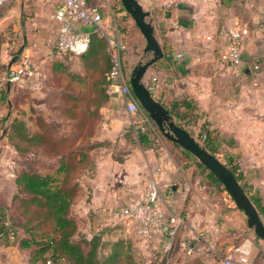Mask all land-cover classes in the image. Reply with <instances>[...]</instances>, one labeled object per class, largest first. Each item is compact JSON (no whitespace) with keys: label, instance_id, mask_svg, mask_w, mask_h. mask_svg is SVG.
I'll return each mask as SVG.
<instances>
[{"label":"crops","instance_id":"0c3cea01","mask_svg":"<svg viewBox=\"0 0 264 264\" xmlns=\"http://www.w3.org/2000/svg\"><path fill=\"white\" fill-rule=\"evenodd\" d=\"M150 11L156 37L164 51L163 57L147 70L144 81L152 95L167 109L175 100L191 99L192 119L184 126L198 138L202 127L211 131L216 151L223 162L237 166L249 193L260 196L264 203V0H138ZM98 6L102 25L125 43L122 51L124 72L132 70L144 53L142 33L132 34L118 28L116 18L126 13L116 0H88ZM58 0H3L0 3V207L10 205L12 196L9 156L10 144L5 127L13 116L31 105V99L45 85L54 61L64 64L79 58H59L53 54L57 40L58 21L55 10ZM117 18V19H118ZM241 23L248 32L244 39L242 61L231 66L220 57L225 37L220 34L222 25ZM80 29L91 27L76 23ZM140 35V36H139ZM175 54H180L175 58ZM27 61L35 68L34 74L20 83L7 80L8 68ZM257 62L256 71L253 64ZM55 66V64H54ZM78 70H82L79 65ZM47 87V86H46ZM146 111L131 113L123 98L110 94L100 107V117L94 124L91 140L104 141V159L98 161L96 172L83 173L79 180L76 208L95 212L93 227L102 223L117 231L118 237L137 239L128 228L115 218V212L141 198L146 184L155 179L160 187L161 221L167 223L170 203L184 216L164 250L166 234L154 230L148 239H139L142 252H157L164 264H241L235 247L250 242L249 260L264 264V242L256 240L244 226V213L229 199L225 191L208 183L206 170L199 167L188 155L183 166L173 153L183 149L163 142L156 149L136 143L125 137L129 127L134 132H160L139 126L145 123ZM118 142L129 145L130 151L121 159L114 152ZM174 147V152L171 148ZM86 179H83V177ZM89 199H84L82 194ZM12 208L10 207L9 212ZM115 224H120L115 227ZM125 241V240H124ZM206 241L213 242V250ZM126 242V241H125ZM188 244L193 248L188 249ZM263 254V253H262ZM229 256L230 262L225 258ZM147 258H149L147 256ZM0 264H31L28 252L13 242V235L0 237Z\"/></svg>","mask_w":264,"mask_h":264},{"label":"trees","instance_id":"16d2710c","mask_svg":"<svg viewBox=\"0 0 264 264\" xmlns=\"http://www.w3.org/2000/svg\"><path fill=\"white\" fill-rule=\"evenodd\" d=\"M120 8L125 10L122 4ZM117 18L115 21L118 28L125 29L124 17ZM78 57L81 60L82 70L74 73L72 77L85 82L88 93L72 89L64 91L61 94L62 104L58 112L70 121V128L80 133L91 120L100 117V107L111 94L108 85L112 80L109 76L112 63L107 42L96 31L90 32L88 47ZM56 62L55 66L63 64V61ZM122 70L124 72L123 66ZM193 108L191 99L183 98L173 101L168 111L178 122L187 126L192 119ZM24 115V112H20L19 115L13 116L5 127L10 142L18 150L29 151L33 147L40 148L47 157L53 158L55 163L52 164L51 169L45 171L31 168L21 170L16 175L17 192L12 197L11 205L0 207V237L12 234L13 242L28 252L31 264L117 263L123 254L120 244L125 241L122 239L113 242L112 250L103 255L97 249L98 236L94 235L89 240L84 238L82 242L88 245L86 249L81 241L73 239L77 225L70 210L79 190V181L74 174L83 168L89 149L101 144V141L94 140L87 145L80 144L79 148L69 149L71 139L67 132L54 131L46 117L40 114L32 117L30 113L29 117L33 122L30 126L28 118ZM133 132L132 127L125 132L130 144H135L137 137V140L145 146L154 149L158 147L157 135L151 136L148 132L141 131L136 134ZM197 137L208 150L215 153L216 145L210 130L202 127ZM129 151L130 149L126 152ZM192 157L195 164L207 170L195 156ZM225 164L232 170L258 212L264 217V203L260 196L249 193L235 164L229 162ZM206 176L211 183L223 189L221 182L211 171L207 170ZM11 206L15 208L12 213L9 212ZM160 260V264H164V259L160 258Z\"/></svg>","mask_w":264,"mask_h":264},{"label":"built area","instance_id":"2783aa9c","mask_svg":"<svg viewBox=\"0 0 264 264\" xmlns=\"http://www.w3.org/2000/svg\"><path fill=\"white\" fill-rule=\"evenodd\" d=\"M2 2L3 0H0V3ZM54 15L58 21V34L53 54L59 58H64L65 56L71 58L83 53L88 47L90 33L77 27L76 23L91 27L93 31L102 35L107 42L112 63L109 71V76L112 80L108 85V91L119 94L123 98L129 112L144 111L122 70V51L125 49V43L120 37L104 29L102 15L98 6L88 2V0H58ZM219 32L225 37L220 57L228 65L235 66L240 64L244 39L248 32L247 27L238 22L231 26H220ZM179 56L180 54L174 55L175 58ZM253 68L257 71L259 64L255 62ZM34 72L35 68L32 64L22 61L8 68L6 78L10 82L20 83L31 77ZM144 121L145 123L139 126L140 129L145 127L154 128V122L149 116L145 115ZM197 139L201 142L199 138ZM165 207L168 210V221L167 223H162L160 187L155 179H151L147 182L141 198L123 206L114 215L118 221L140 239H148L154 230L163 232L168 237L164 250H168L171 246V239L178 227L184 222V216L170 203H165ZM206 245L208 249L213 250L212 241H206ZM187 247L189 250L193 248L191 244H188ZM235 250L238 253V260L241 264H252L249 260V241L237 245ZM225 262H230L229 256L225 258Z\"/></svg>","mask_w":264,"mask_h":264},{"label":"rangeland","instance_id":"374dc122","mask_svg":"<svg viewBox=\"0 0 264 264\" xmlns=\"http://www.w3.org/2000/svg\"><path fill=\"white\" fill-rule=\"evenodd\" d=\"M120 1V0H116ZM121 3V1H120ZM122 4V3H121ZM120 4V5H121ZM127 13V12H126ZM123 24L124 28L128 30L129 32V40L132 39L131 36L132 34H140L141 32L139 31L138 27L134 23V20L132 17L127 13L124 15L123 19ZM140 32V33H139ZM140 36V35H139ZM144 37H141V41H136L137 44H141L144 42ZM56 65L57 62H53V68L51 69V73L48 76V80L45 82V85L40 86V90L45 92V97L42 95V92L38 94V96L33 97L31 99V105L23 109L21 111L22 113L24 112V116L28 118L29 120V125L32 126L33 122L30 120V113H32V117H34L36 114H40L44 117H46V120L50 123L51 129L54 131H64L67 132V134L70 136L71 143L69 144V149L71 148H79L80 144L87 145L91 141L90 136L92 135L93 127L97 119H93L90 121V123L80 132L78 133L75 129L70 128V121L66 120L62 115L59 114L58 108L62 104V99H61V94L66 91V90H74V91H79L82 93L87 94L88 93V87L85 82H81L76 80L72 75L74 73L80 72L78 70L79 65H81V60L77 58L75 61L72 60L69 63L66 64H60L59 66H54ZM131 70L127 69V72H124L126 78L129 79ZM47 86V87H46ZM136 134L137 132H133ZM5 134L8 138V142L10 144V150L9 156L12 158V162L9 163V169L10 172L13 174L11 177L12 180L11 182L8 183V187H11L12 191V196L17 192V183L15 182V177L16 175L24 169H31V168H38L42 171L51 169L53 166L52 164L55 163V160L53 158L47 157L43 151L40 148L33 147L29 151H23V150H18L15 148V146L10 142L9 139V134L8 131H5ZM16 140V139H15ZM158 140V147L165 143H169L170 141L162 134V132L158 133L157 136ZM97 141V140H96ZM170 146H174L172 143ZM110 147L107 144H104V141L101 142V144L94 145L91 149H89V153H87V158H86V163H84L83 168L78 170L74 175L76 178H81L82 172L88 173L89 176L96 172L98 164L100 160L104 159L103 157L106 155V148ZM114 154L118 159H121L124 157V155L127 153L130 149L129 145H122L119 144L118 142L115 143L114 145ZM182 148V147H181ZM72 149V150H73ZM172 152H174V147L171 148ZM187 150L185 149H179V152L173 153L175 159H178V162L180 164H183V166L188 164V153L186 152ZM90 163V164H89ZM200 167V166H199ZM203 169V168H202ZM208 170V169H207ZM206 170V171H207ZM83 179H86L84 176ZM87 180V179H86ZM79 181V180H78ZM208 183L210 185H213L216 187L217 190H224L221 189L217 184L211 183L208 180ZM79 191V190H78ZM87 194V193H86ZM86 194H82V197L85 199H89ZM225 194L228 193L225 191ZM77 197L78 193L75 199V203L73 204L71 208V216L74 218L76 225H77V230L73 236L74 240L78 241H83L84 238L89 240L92 238L94 235L99 237V242H98V251L103 255L112 250L113 242H116L117 240L121 239L120 236L116 234L117 231H113L109 225H105V223H102L98 226V228H94L93 225V216L95 215V212L92 211V209L89 210H81L83 211L82 213L80 212V209L76 208V202H77ZM229 197V196H228ZM229 199L232 200L231 197ZM11 200H10V205H11ZM233 201V200H232ZM234 202V201H233ZM11 212L14 211V207L11 206ZM244 213V212H243ZM264 218V217H263ZM244 226H247L246 222V215L244 214ZM120 225V224H119ZM118 224H115V227H119ZM248 232L256 239L261 242H264V240L260 239L255 235L253 230L251 228H248ZM122 240L126 241L125 243H121V252H123L121 260H119L115 264H160L161 260L158 256L157 252H149L144 254L142 252L141 246L139 244V239L133 240L132 237H128L126 239ZM84 248L86 249L88 247L87 244L82 242ZM263 253V254H262ZM257 255H264V252L260 250V252L257 253ZM147 256L149 258H147Z\"/></svg>","mask_w":264,"mask_h":264},{"label":"water","instance_id":"95a60500","mask_svg":"<svg viewBox=\"0 0 264 264\" xmlns=\"http://www.w3.org/2000/svg\"><path fill=\"white\" fill-rule=\"evenodd\" d=\"M120 1L145 39L144 53H150L148 58L138 60L129 76L130 87L141 108L147 112L158 130L166 138L173 140L195 156L205 168L217 177L235 205L246 215L247 226L253 230L257 237L264 240V218L258 212L232 170L184 126L179 124L167 107L152 95L144 78L148 68L163 57L164 51L156 37L155 27L149 17L150 11L145 9L138 0ZM111 94L117 95L116 92Z\"/></svg>","mask_w":264,"mask_h":264}]
</instances>
